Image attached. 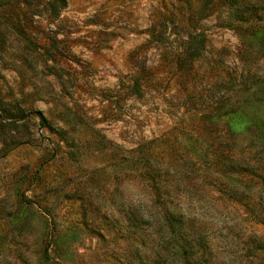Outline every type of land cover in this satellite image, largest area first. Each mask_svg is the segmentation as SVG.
Masks as SVG:
<instances>
[{
  "label": "rangeland",
  "instance_id": "374dc122",
  "mask_svg": "<svg viewBox=\"0 0 264 264\" xmlns=\"http://www.w3.org/2000/svg\"><path fill=\"white\" fill-rule=\"evenodd\" d=\"M262 26L264 0H0V264H264Z\"/></svg>",
  "mask_w": 264,
  "mask_h": 264
},
{
  "label": "trees",
  "instance_id": "16d2710c",
  "mask_svg": "<svg viewBox=\"0 0 264 264\" xmlns=\"http://www.w3.org/2000/svg\"><path fill=\"white\" fill-rule=\"evenodd\" d=\"M247 32L250 33L249 34L250 36H253L257 39L258 44L264 50V27L262 26V27L253 28V29L249 28L247 29ZM151 36L154 37V34H151ZM204 46H205V36L202 33H197V34L190 36L188 40V47L185 52L186 59L191 61V60H194L196 57L200 56L202 53V50L204 49ZM263 84H262V87L264 89ZM228 115L230 117V114ZM248 121H249V124L256 129L258 136L264 138V119L259 116H256V117H253L252 120H248ZM217 164L220 167L221 173H224V172L229 173V172L243 170L241 163L233 159H225V157L217 159ZM172 221L175 223V225L172 228L173 232H176V234H179L183 241L188 242L189 240L183 234V231H184L183 219L179 216L178 218H173ZM45 254L47 258L48 257L47 252Z\"/></svg>",
  "mask_w": 264,
  "mask_h": 264
}]
</instances>
